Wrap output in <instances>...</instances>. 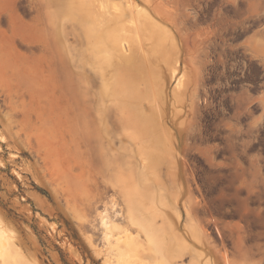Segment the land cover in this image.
I'll list each match as a JSON object with an SVG mask.
<instances>
[{"label":"rangeland","instance_id":"obj_1","mask_svg":"<svg viewBox=\"0 0 264 264\" xmlns=\"http://www.w3.org/2000/svg\"><path fill=\"white\" fill-rule=\"evenodd\" d=\"M202 4L0 0V264H264V66Z\"/></svg>","mask_w":264,"mask_h":264},{"label":"flooded vegetation","instance_id":"obj_2","mask_svg":"<svg viewBox=\"0 0 264 264\" xmlns=\"http://www.w3.org/2000/svg\"><path fill=\"white\" fill-rule=\"evenodd\" d=\"M202 2L198 16L211 19L212 29L223 28L226 61L222 65L230 68L232 72L230 80L233 81L232 85H235L236 80L244 77L243 70L238 68L264 66V60H261V55L255 47L257 40L264 41V10L258 5L253 8L254 3L264 0H202ZM220 6L225 9L217 10ZM216 232L221 238L222 235L217 228Z\"/></svg>","mask_w":264,"mask_h":264},{"label":"bare ground","instance_id":"obj_3","mask_svg":"<svg viewBox=\"0 0 264 264\" xmlns=\"http://www.w3.org/2000/svg\"><path fill=\"white\" fill-rule=\"evenodd\" d=\"M90 13V12H89ZM88 13V14H89ZM87 15V14H86ZM90 17H91V15H90ZM86 20V19H85ZM91 23H92V21H91ZM87 24V23H86ZM89 27V29H90V26H88ZM88 28H86V30H87ZM85 30V29H84ZM92 30V29H91ZM99 31V30H98ZM87 32V31H86ZM85 35H86V33H85ZM96 36V35H95ZM88 38V37H87ZM90 41V40H89ZM89 43V42H88ZM124 45H126V44H124ZM121 46V45H120ZM130 46V45H129ZM120 50V49H119ZM141 51V50H140ZM125 54V53H124ZM146 56V55H145ZM96 58V57H95ZM1 62V61H0ZM89 67H91V66H89ZM177 71L176 70H173L172 71V76H174V77H176L177 76ZM90 81V80H89ZM93 87V86H92ZM89 95V94H88ZM96 106H97V104H96ZM98 107H100V106H98ZM97 110H98V108H97ZM99 114V112L97 113V115ZM118 115V114H117ZM100 116V115H99ZM115 117H118V116H115ZM87 133V132H86ZM129 135V134H128ZM95 137H97V136H95ZM131 137V136H130ZM131 139V138H130ZM133 140V139H132ZM137 140V139H136ZM136 140H134V141H136ZM139 143V142H138ZM143 157V156H142ZM127 220H125V219H123L122 218V222H126ZM130 241H126L125 240V247H128V243H129ZM132 243V242H131ZM130 243V244H131ZM132 245H133V243H132ZM131 247V246H130Z\"/></svg>","mask_w":264,"mask_h":264}]
</instances>
